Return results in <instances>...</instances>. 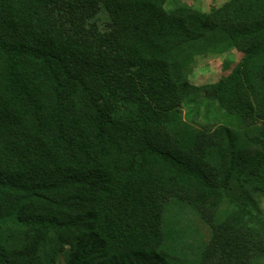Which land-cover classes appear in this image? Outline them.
I'll list each match as a JSON object with an SVG mask.
<instances>
[{
    "label": "trees",
    "instance_id": "16d2710c",
    "mask_svg": "<svg viewBox=\"0 0 264 264\" xmlns=\"http://www.w3.org/2000/svg\"><path fill=\"white\" fill-rule=\"evenodd\" d=\"M191 3L0 0V264H264V0Z\"/></svg>",
    "mask_w": 264,
    "mask_h": 264
},
{
    "label": "rangeland",
    "instance_id": "374dc122",
    "mask_svg": "<svg viewBox=\"0 0 264 264\" xmlns=\"http://www.w3.org/2000/svg\"><path fill=\"white\" fill-rule=\"evenodd\" d=\"M192 1V6L207 10L209 6L220 5L227 0H187ZM241 55L236 48L224 52L212 53L197 57L185 70L187 78L196 85L214 83L229 72L233 65L239 61ZM244 201V199H242ZM258 208L264 211V199L258 201ZM196 217V215L193 213ZM194 217V219H195ZM173 224V223H172ZM171 224V225H172ZM176 226L174 225V228Z\"/></svg>",
    "mask_w": 264,
    "mask_h": 264
}]
</instances>
